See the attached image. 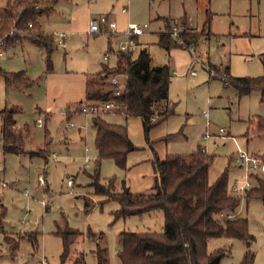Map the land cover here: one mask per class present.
<instances>
[{"label":"rangeland","instance_id":"rangeland-1","mask_svg":"<svg viewBox=\"0 0 264 264\" xmlns=\"http://www.w3.org/2000/svg\"><path fill=\"white\" fill-rule=\"evenodd\" d=\"M5 4L6 0H0L1 8ZM124 7L129 14L122 12ZM52 8L39 19L41 32L54 38L51 70L45 48L30 39L8 50L0 47V68L9 74L24 73L32 82L28 88L8 87L0 76V110H13L14 130L27 136L22 154H5L0 114V206L7 212L0 223V264H41L43 257L48 264H74L84 256L86 264H98L99 248L106 249L107 264H120V233H163L165 214L156 210L116 220L119 202L94 195L90 176L97 168L96 132L93 118L77 111L93 102L88 92L112 88L111 76L105 80L97 76L104 66H117L118 53L127 41L120 34L130 23L147 24L145 35L129 51L136 59L147 49L154 67H169V100L175 114L149 132L141 118L104 115L102 119L111 124L127 126L136 151L128 154L125 168L113 159L102 161L101 184L108 186L113 180V193L127 188L132 194L149 195L156 183L157 158L188 156L201 147L214 157L210 181L229 170L231 189L235 180L245 178L235 162L238 152L264 154V135H256L258 120L264 119L262 92L254 89L240 96L225 76H264V0H58ZM102 16L117 24V34L109 29L108 33L90 34L91 21ZM187 32L198 36L197 44L187 47L181 38ZM161 34L176 41L170 50L160 44ZM107 54L108 63L104 60ZM203 112L210 116L213 136L208 141L204 140ZM39 118L44 120L43 127L37 126ZM221 129L226 133L221 134ZM41 177L47 185H40ZM70 179L76 183L73 189L67 185ZM237 215L248 220L249 232L255 237L250 247L254 264H264L262 201H243ZM65 231L80 236L72 242L68 257L61 260L64 241L56 233ZM29 233H38L36 250L28 242ZM221 249L227 251L221 264H241L248 245L242 239L225 237L208 242L210 253Z\"/></svg>","mask_w":264,"mask_h":264},{"label":"trees","instance_id":"trees-1","mask_svg":"<svg viewBox=\"0 0 264 264\" xmlns=\"http://www.w3.org/2000/svg\"><path fill=\"white\" fill-rule=\"evenodd\" d=\"M58 0H6L0 7V41L9 48L23 44L25 39L43 46L46 50L49 70H51V54L54 50V38L41 32L39 19L48 16L52 6ZM32 25V27H30ZM106 31V28H103ZM187 47L197 44L198 36L189 32L181 35ZM160 44L170 50L174 39L161 34ZM5 49V50H6ZM124 76L121 84L111 85L107 92L98 90L88 92V99L93 102H110L117 106V113L126 119L138 117L143 120L146 132L172 117L175 112L169 95L172 82L168 66L154 67L147 49L141 50L134 59L131 51L118 53V64L115 68L104 66L97 79L105 80L110 76ZM0 76L4 77L7 86L17 85L30 87L32 82L24 73L9 74L0 68ZM228 84L233 85L240 96L248 95L259 89L264 97V76L258 78H232L225 75ZM98 81V80H97ZM98 86V82L96 83ZM3 116L2 142L5 154L20 155L24 152L22 144L26 135L23 131H15L17 121L13 110H0ZM92 127L96 132L95 147L98 154L97 168L90 187L94 195L119 202L120 209L114 212L116 220L131 216H141L156 210L165 214L163 233L122 232L118 238V259L120 264H221L227 255L226 250L215 253L208 251V242L213 238H238L248 245L241 264H254L255 256L250 250L255 237L249 232L248 220L235 216L243 201L249 203L253 199L262 201L264 207V178L254 176L253 187L244 197L230 193L229 170L223 172L215 182H211L209 171L214 157L199 147L188 155L169 154L164 160H155L157 172L154 192L132 194L125 188L120 194L112 192L113 180L108 186L101 184L100 166L105 159H113L120 168L126 167L128 154L136 151L131 142L127 126L114 125L102 117L93 118ZM256 135H264V119L258 120ZM48 160L46 156H43ZM264 161V154L260 157ZM87 210L90 204L85 201ZM0 223L6 217V209L0 206ZM64 241V252L61 260L69 255L72 242L80 236L79 232H57ZM28 242L36 250L39 247L38 233H29ZM99 239V238H98ZM10 245L11 241L7 240ZM100 245H98L99 247ZM17 247V246H16ZM13 250H16L12 246ZM98 264H107L106 249L99 248ZM77 258L74 264H86Z\"/></svg>","mask_w":264,"mask_h":264},{"label":"built area","instance_id":"built-area-1","mask_svg":"<svg viewBox=\"0 0 264 264\" xmlns=\"http://www.w3.org/2000/svg\"><path fill=\"white\" fill-rule=\"evenodd\" d=\"M122 12L124 14H129V8L124 7ZM32 27V25H30ZM103 28H106V31L103 30ZM149 28V26L146 25H137L130 23L126 30L124 31L123 35L126 37L127 41L121 46L122 52H127L131 46L134 44L135 38H138L140 36L145 35L146 30ZM108 29L111 31V34L115 35L118 31V26L115 22L110 21L109 17H100L93 19L90 23V34H99V33H108ZM4 41H0V47L2 48L4 46ZM183 44V43H181ZM60 45H65L63 41L60 42ZM190 50L195 53V50L193 48H190ZM110 55L107 54L104 57V60L106 63L109 62ZM196 73H192V75H195ZM120 75L111 76L109 78V83L111 85H118L123 84V80L120 79ZM107 113H117V106L114 103L105 102H92L88 104H83L81 108L77 111L78 115H83L85 118H96V117H103ZM203 118L206 120V134L204 136V140L210 139L213 135L210 132V121H209V113L203 112ZM44 120L42 118H39L37 120V126L43 127ZM74 124H70V127H74ZM221 134L226 133L225 130H220ZM236 165L239 166L240 169H243L245 172V178L243 180H235L233 183L230 193L237 197H244L246 192L250 190L253 187V177L254 176H264V161L257 156H251L245 151L240 150L238 152V155L235 159ZM46 182L43 178L40 180V185H45ZM68 187L73 188L74 181L70 179L67 183ZM4 187H6V184H4ZM44 207H47V203H43ZM236 215L228 216V218H234ZM41 264H48V262L45 260V258L42 259Z\"/></svg>","mask_w":264,"mask_h":264},{"label":"crops","instance_id":"crops-1","mask_svg":"<svg viewBox=\"0 0 264 264\" xmlns=\"http://www.w3.org/2000/svg\"><path fill=\"white\" fill-rule=\"evenodd\" d=\"M124 31H125V30H124ZM124 31H123V32L120 34L122 37L124 36V35H123ZM124 37H125V36H124ZM140 37H141V36H140ZM140 37H138V38H135V40H134V43H135V42H137V41H138V39H139ZM131 47H132V46H131ZM74 125H75V124H74ZM77 127H78V126H77V125H75L74 127H71V128H77ZM79 130H80V131H82V129H81V128H79ZM205 141H208V140H205ZM41 178H42V177H41ZM72 180H73V179H72ZM73 181H74V180H73ZM67 183H68V182H67ZM75 184H76V183H75V181H74V186H75ZM45 185H47V183H46ZM74 186H73V188H74ZM73 188H72V189H73ZM43 258H45V257H43ZM84 258H85V256H84ZM45 260L47 261V259H46V258H45ZM47 262H48V261H47Z\"/></svg>","mask_w":264,"mask_h":264}]
</instances>
